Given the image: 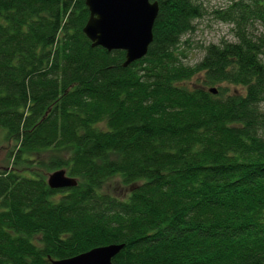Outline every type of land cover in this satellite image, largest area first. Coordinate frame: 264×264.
<instances>
[{
	"label": "trees",
	"instance_id": "16d2710c",
	"mask_svg": "<svg viewBox=\"0 0 264 264\" xmlns=\"http://www.w3.org/2000/svg\"><path fill=\"white\" fill-rule=\"evenodd\" d=\"M158 6L147 54L124 68L123 51L83 34L85 0H0V130L13 143L0 264L111 244L124 245L112 264H264V0L215 11L235 42L193 66L178 56L202 0ZM33 164L77 185L50 189Z\"/></svg>",
	"mask_w": 264,
	"mask_h": 264
},
{
	"label": "water",
	"instance_id": "95a60500",
	"mask_svg": "<svg viewBox=\"0 0 264 264\" xmlns=\"http://www.w3.org/2000/svg\"><path fill=\"white\" fill-rule=\"evenodd\" d=\"M85 5L89 17L82 32L92 48L123 51V67L145 57L153 40L152 29L158 14L156 0H85ZM209 92L216 94L217 90L210 88ZM46 183L50 189L77 185L62 169L49 174ZM123 248V244L106 245L68 259L50 260V264H112Z\"/></svg>",
	"mask_w": 264,
	"mask_h": 264
},
{
	"label": "rangeland",
	"instance_id": "374dc122",
	"mask_svg": "<svg viewBox=\"0 0 264 264\" xmlns=\"http://www.w3.org/2000/svg\"><path fill=\"white\" fill-rule=\"evenodd\" d=\"M232 0H202L204 6V14L201 18L194 20V30L182 37V45L180 46V55L178 56L181 63L188 66H193L198 63L204 56L205 47L209 44H220L223 41L235 42L233 25L223 23L216 18L215 11L223 10ZM216 88V86H215ZM233 90V89H230ZM261 109L264 110V104H261ZM13 143L5 140L2 130H0V170L5 167L10 168L9 152L12 149ZM35 161L46 162L48 156L42 154L32 158ZM43 165V164H42ZM29 171H37L40 175H44L46 179L49 172L43 166H29ZM23 175H29L23 173ZM107 191L118 197L125 198L129 192V186H125L118 179H111L105 186Z\"/></svg>",
	"mask_w": 264,
	"mask_h": 264
},
{
	"label": "bare ground",
	"instance_id": "6f19581e",
	"mask_svg": "<svg viewBox=\"0 0 264 264\" xmlns=\"http://www.w3.org/2000/svg\"><path fill=\"white\" fill-rule=\"evenodd\" d=\"M151 1H155V0H151ZM157 2H158V0H156ZM158 10H159V6H158ZM86 24V23H85ZM136 62V61H135ZM123 67V66H122ZM124 68H126V67H124Z\"/></svg>",
	"mask_w": 264,
	"mask_h": 264
}]
</instances>
